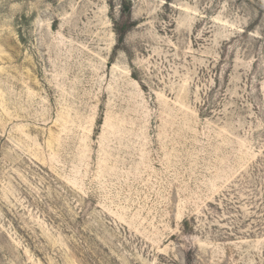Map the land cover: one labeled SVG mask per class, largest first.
I'll use <instances>...</instances> for the list:
<instances>
[{"label": "rangeland", "instance_id": "rangeland-1", "mask_svg": "<svg viewBox=\"0 0 264 264\" xmlns=\"http://www.w3.org/2000/svg\"><path fill=\"white\" fill-rule=\"evenodd\" d=\"M0 264H264V0H0Z\"/></svg>", "mask_w": 264, "mask_h": 264}]
</instances>
